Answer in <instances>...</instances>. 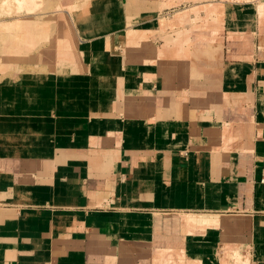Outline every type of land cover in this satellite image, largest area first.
Here are the masks:
<instances>
[{
  "label": "crops",
  "instance_id": "1",
  "mask_svg": "<svg viewBox=\"0 0 264 264\" xmlns=\"http://www.w3.org/2000/svg\"><path fill=\"white\" fill-rule=\"evenodd\" d=\"M109 1L0 67V264H264V0Z\"/></svg>",
  "mask_w": 264,
  "mask_h": 264
},
{
  "label": "rangeland",
  "instance_id": "2",
  "mask_svg": "<svg viewBox=\"0 0 264 264\" xmlns=\"http://www.w3.org/2000/svg\"><path fill=\"white\" fill-rule=\"evenodd\" d=\"M105 1V5H109V0H0V67L4 66V61L15 60L16 63L22 62L23 57V36L26 31L32 32L33 26L39 25L40 21H47V32L50 35L47 42L53 41L56 35H59L58 28L62 31L63 27L58 15L63 17L65 10L69 7L73 9L71 19L74 21L76 15L88 9L92 3H97L101 6ZM115 0L111 1L114 2ZM122 3V0H118ZM117 1V2H118ZM128 8L135 11L137 8L150 7L151 5L158 6L159 9L164 10L161 13L162 21L175 17L181 11L186 9H193L202 3H208L211 0H127ZM95 7V6H94ZM65 8V9H64ZM28 19V20H27ZM70 23V30L74 33V22ZM56 21V24H55ZM11 22V23H10ZM57 25L61 27L56 28ZM38 30H44L43 27ZM36 31V29L34 30ZM69 30L66 28V32ZM42 55L45 54L42 50ZM18 56V57H17ZM11 65V64H10ZM222 253L228 255L226 248H222ZM230 254V253H229ZM232 254V253H231ZM239 259L250 258L249 261L238 260V264H251V256L249 251L239 253ZM241 261V262H240Z\"/></svg>",
  "mask_w": 264,
  "mask_h": 264
},
{
  "label": "bare ground",
  "instance_id": "3",
  "mask_svg": "<svg viewBox=\"0 0 264 264\" xmlns=\"http://www.w3.org/2000/svg\"><path fill=\"white\" fill-rule=\"evenodd\" d=\"M64 14V16L62 17L61 15H60V13H59V15H58V19H60V21H61V24H62V27H63V29H68L69 30V34L70 35H72V33H71V30H70V23H71V16H70V10H65V12L63 13ZM104 39V38H103ZM102 39V40H103ZM247 259V258H246ZM245 259V260H246ZM242 261H245L244 260V258L243 259H241ZM241 262V261H240Z\"/></svg>",
  "mask_w": 264,
  "mask_h": 264
}]
</instances>
